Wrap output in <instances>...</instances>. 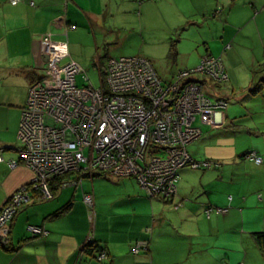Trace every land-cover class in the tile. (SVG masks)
I'll use <instances>...</instances> for the list:
<instances>
[{"label":"crops","instance_id":"crops-1","mask_svg":"<svg viewBox=\"0 0 264 264\" xmlns=\"http://www.w3.org/2000/svg\"><path fill=\"white\" fill-rule=\"evenodd\" d=\"M257 22L264 23V0H20L15 5L0 0V209L32 178L19 160L17 132L29 85L42 76L41 37L46 34L64 41L68 58L87 73L91 63L100 69L112 57L100 59L98 50L109 54L127 32L131 38L161 28L164 38L180 40L181 28L191 24L197 28L188 37L192 58L220 57L227 74L220 91L231 97L222 98L228 110L221 122L213 116L208 126L211 131L237 127V133L229 132L251 137L249 146L210 155L219 164L212 169H180L169 201L149 198L127 177L114 179L132 194L134 202L125 209L94 195L92 179L77 186H63L67 177L60 187L53 182L51 200L30 201L18 211L7 243L0 244V264H264V245L256 237L264 232V111L256 110L264 108V82L249 77L248 66L240 67L248 53L264 56V31H245ZM194 64L196 58L184 69ZM206 136L213 140L212 134ZM249 151L262 162L241 158ZM85 195L93 196V215ZM207 208L213 209L208 215ZM28 224L42 226L47 234L31 236ZM89 236L88 244L104 250L108 260L87 255ZM138 242L146 248L133 254Z\"/></svg>","mask_w":264,"mask_h":264},{"label":"built area","instance_id":"built-area-1","mask_svg":"<svg viewBox=\"0 0 264 264\" xmlns=\"http://www.w3.org/2000/svg\"><path fill=\"white\" fill-rule=\"evenodd\" d=\"M41 43L46 74L29 85L17 132L19 160L32 178L0 209V244L7 243L10 224L21 207L54 197L51 183L56 178L67 177L63 186H77L96 173L133 178L149 198L169 200L176 194L180 169L216 167L211 160L193 159L187 147L202 135L201 125L211 124L213 110L226 106L204 92L208 80L227 81L220 57L206 55L197 67L179 70L167 83L148 59L109 57L99 69L101 86L95 88L86 83L89 78L79 64L68 58L64 41L46 34ZM245 158L262 162L253 151ZM84 202L93 215V196L85 195ZM212 210L207 208L206 214ZM27 231L33 237L47 234L33 224ZM91 241L89 236L87 244ZM146 245L135 243L131 252L138 254ZM95 258L102 262L108 255L101 251Z\"/></svg>","mask_w":264,"mask_h":264},{"label":"rangeland","instance_id":"rangeland-1","mask_svg":"<svg viewBox=\"0 0 264 264\" xmlns=\"http://www.w3.org/2000/svg\"><path fill=\"white\" fill-rule=\"evenodd\" d=\"M257 23L259 27L255 25V23H250L246 27L245 31L247 33L250 32L251 34H253L254 32H256L258 28H260L263 32L264 23L263 22H257ZM183 27L184 28H181V31L179 32L180 40L177 38V35L170 36V38H168V36L164 38L167 33H163L161 28H157L156 30H153L150 33L148 32H145V33L138 32L137 34L134 33L131 36V38H129L130 35L126 36V34L128 33L127 32L125 33V35L122 36V40L124 41L123 44L122 45L114 44L109 54H107L104 49L100 48L98 50L101 56L100 59L105 60L107 56L108 57L109 56H112V57H118V56L143 57L145 59H148L152 63L153 67L155 68L156 72L158 73L159 77L162 79L163 82L165 83L170 82L172 80L171 78L173 77L175 73H177L179 70L184 69L187 66H191L195 58L197 59V64H194L193 68L197 67L203 56V55H200L198 57L192 58L194 49L192 48V45H187L190 43V38L188 37H193V34L196 33L197 28L191 26V24H186V28L185 26ZM251 36H254V35H251ZM186 38L189 40H187ZM191 51H192V54H191ZM250 59H254V62H252ZM188 61L190 62V64L185 66V64ZM246 66H248L249 77L251 76L252 79H254V75H255L256 77H261L259 78L260 82L261 81L264 82V56L263 55L260 54L254 57L252 56V54L248 53L246 57H241L240 67L245 68ZM193 68H190V69H193ZM87 69H89V71H87L89 82H86V83L91 84L95 88H99L101 86L99 66H95L93 65V63H91V65ZM46 70H47L46 62L40 61V66H39L40 74L41 75L46 74ZM76 84L78 86L83 84L80 76L76 77ZM221 87H222V84H216L212 82L211 80H208V84L206 83L204 84V92H206V94L214 101L216 100L222 101V98L226 101L227 98H231V97H228L229 94H227L224 91V89L221 92L220 91ZM257 87H258L257 85H254L253 89H256ZM230 103H231V100H230ZM260 106H263V105H259L258 106L259 108L256 107L257 112L258 110L264 111L262 110L264 108H261ZM227 110L228 109L224 107H217L213 110L212 117L214 116L215 120H219L221 122ZM257 115L261 116L263 114L257 113ZM244 121L245 120H242V122ZM200 127L203 132L202 137L200 136L196 141L190 143V145H188L187 147L189 154L196 161H204V160H209L207 158H211L213 159L211 161L216 163L215 159H218V158H212V156L210 155H217V154L226 155V153H228L230 149L239 150L240 148H242L243 146H246L247 144L248 146L250 145V141H251L249 139L251 138L250 136L243 135V134L236 135L234 133L229 132V131H233L237 133V127L231 126L230 129H227L226 127L228 126L226 125L223 128H219L218 130L214 129L213 131H211V128L208 125H201ZM207 132L213 135V140L211 139L210 141V138H212L211 136L210 138L206 136L208 134ZM241 158H244V160H248L245 158V156ZM216 164H217L216 166L219 165L218 163ZM97 174L98 173L94 174L95 176H92V178L91 177L82 178L84 181H90V179L94 181V184H95L94 190H93V192L95 193L94 195L96 196L99 195L101 199L104 198V200L109 201V202L113 201L114 205L118 206L120 209H125L129 207L132 202H134L130 198L132 197V194L130 193L128 194L129 191L127 188L123 187V184H119V185L114 184V179H116L117 177L110 176V175L96 176Z\"/></svg>","mask_w":264,"mask_h":264},{"label":"trees","instance_id":"trees-1","mask_svg":"<svg viewBox=\"0 0 264 264\" xmlns=\"http://www.w3.org/2000/svg\"><path fill=\"white\" fill-rule=\"evenodd\" d=\"M102 67V66H101ZM102 75V73L100 72V76ZM251 152V151H250ZM250 152H248V153H246V154H244L243 156H247V154H249ZM97 175H103V174H97ZM64 177H60V178H56L53 182H56L57 183V186H61V180L63 179ZM52 182V183H53ZM52 183H51V186H52ZM54 188H52V190H53ZM169 200H171V199H169ZM169 200H164V201H169ZM256 237H257V239L258 240H260L261 241V243L264 245V232H261V233H257L256 234ZM97 249V247H94V243H92V244H88L86 247H85V251H86V253H87V255H92V254H94V257L96 256V254H98L99 252H101V251H104V250H100V249H98V250H96Z\"/></svg>","mask_w":264,"mask_h":264},{"label":"water","instance_id":"water-1","mask_svg":"<svg viewBox=\"0 0 264 264\" xmlns=\"http://www.w3.org/2000/svg\"><path fill=\"white\" fill-rule=\"evenodd\" d=\"M44 60L46 61V57H44Z\"/></svg>","mask_w":264,"mask_h":264}]
</instances>
